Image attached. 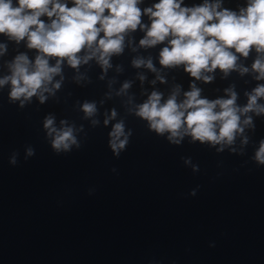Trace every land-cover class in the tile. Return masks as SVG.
<instances>
[{"label":"clouds","instance_id":"clouds-1","mask_svg":"<svg viewBox=\"0 0 264 264\" xmlns=\"http://www.w3.org/2000/svg\"><path fill=\"white\" fill-rule=\"evenodd\" d=\"M183 2L158 0L141 9L142 0H71L72 6L67 0H0V35L16 43L26 40L27 48L37 53L34 60L20 53L6 62L9 74L0 78V88L10 85L9 102L18 101L21 108L32 103L33 97L43 105L61 89L65 62L76 70L77 83L86 78L80 73V66L92 60L106 74L112 67V57L124 52L125 37L137 29L145 33L139 40L140 48H153L167 41L159 52V64L163 68L183 65L193 81L211 83L214 77L206 73L217 69L225 77L233 71H239L241 76L248 74L249 68L238 65V60L247 59L253 50L257 54L251 65V72L256 74L253 79L264 81V0H247L238 12L222 7V0H203L202 4L191 7L182 6ZM42 16L50 22L42 20ZM144 16L149 18V24L143 23ZM4 52L6 45L0 44V55ZM132 66L158 73L151 57L137 56ZM140 79L146 77L141 75ZM157 79L166 82L159 74ZM131 83L125 81L117 95L126 94ZM180 91L177 85L162 102L163 93L153 90L147 100L129 111L147 122L149 131L164 137L171 145L179 146L185 137H191L193 143L220 145L217 152L227 147L237 153L235 144L240 136L239 154H245L251 141L245 130L254 133L255 118L264 117V103L260 102L264 100V83L245 92L247 102L243 106L237 104L234 85L224 90L226 98L214 100L202 98V90L194 82L183 93V100L178 101ZM80 107L93 127L100 124L95 118L98 114L95 101H85ZM117 115L112 109L103 124L109 125ZM42 127L56 154L69 153L74 146L81 147L78 133L83 131V125L77 127L61 119L58 126L56 116L49 113ZM132 135V129L127 128L123 119L112 124L108 147L115 157L119 158L126 150ZM34 155V148L28 147L26 157ZM17 156L18 153H13L10 157L11 165L18 163ZM251 159L258 166H264V139L259 141ZM184 162L190 163L191 159L186 158ZM193 171H199V166H194ZM196 193L197 189H193L189 195Z\"/></svg>","mask_w":264,"mask_h":264}]
</instances>
